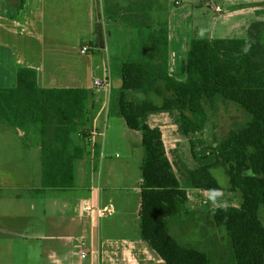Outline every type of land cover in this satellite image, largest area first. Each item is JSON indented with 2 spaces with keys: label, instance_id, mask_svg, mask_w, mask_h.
Wrapping results in <instances>:
<instances>
[{
  "label": "trees",
  "instance_id": "obj_1",
  "mask_svg": "<svg viewBox=\"0 0 264 264\" xmlns=\"http://www.w3.org/2000/svg\"><path fill=\"white\" fill-rule=\"evenodd\" d=\"M263 32L264 22H257L246 37L192 39L185 81L169 72L167 22L139 29L130 43L129 59L120 68L123 85L111 96L110 112L142 135V236L163 264H216L207 252L181 244L166 228L168 219L186 213L189 191L199 199L207 192H223L212 174L215 168L225 170L234 197L233 204H213L212 224L226 230L236 264H264L259 214L264 206ZM221 102L239 105L252 120L209 145L202 137L208 111L217 112ZM95 108L86 89L40 88L33 68L18 70L15 88L0 89V126L40 136L42 186L35 193L75 188L76 163L99 154L89 141ZM160 114L169 115L179 134L189 139L193 167L169 158L161 128L149 122Z\"/></svg>",
  "mask_w": 264,
  "mask_h": 264
},
{
  "label": "crops",
  "instance_id": "obj_2",
  "mask_svg": "<svg viewBox=\"0 0 264 264\" xmlns=\"http://www.w3.org/2000/svg\"><path fill=\"white\" fill-rule=\"evenodd\" d=\"M21 1L0 0V89L15 88L21 68L37 71L40 88L86 89L96 101L91 133L99 154L76 163L74 189L37 194L42 186L40 136L13 129L16 137L31 141L33 146L23 152L33 159L39 174L31 178L29 172V182L11 195L10 185L0 174V233L15 237L11 247L16 256L20 251L26 255L24 264H145L144 259L163 264L142 236V135L110 112L111 96L122 88L120 68L129 59L130 41L136 32L144 27L159 28L166 22L170 75L178 81L187 79L190 41L196 38L195 33L200 35V23L195 21L198 1L84 0L87 15L95 16L97 23L87 27L93 38L82 45L94 44L96 50L102 47L104 51L102 59L95 60L97 66L87 86L78 84L77 71L60 66L73 52H63L60 45L63 54L47 48V15L61 9L60 0H23V7ZM233 9L239 10L226 14L206 39L246 37L252 23L264 22L256 14L261 9L246 11L248 3L233 5ZM220 32L223 34L217 35ZM99 72L103 77L97 76ZM95 79H107L110 88L95 92ZM160 128L169 158L189 164L182 152H187L183 136H172L170 131L167 140V131ZM87 204L95 210L88 211ZM108 209L111 216L101 214ZM76 254L78 263L71 259Z\"/></svg>",
  "mask_w": 264,
  "mask_h": 264
},
{
  "label": "rangeland",
  "instance_id": "obj_3",
  "mask_svg": "<svg viewBox=\"0 0 264 264\" xmlns=\"http://www.w3.org/2000/svg\"><path fill=\"white\" fill-rule=\"evenodd\" d=\"M197 1L199 6L195 8V21L198 20L200 23V33H198L200 35L195 33L196 38L206 39L209 37L211 29L214 26L216 27V24L221 22L226 14L239 10L233 9V5L244 6L248 3L246 11L261 9L256 14L264 12V0H203V6H201V0ZM60 6L61 9H54L56 10L54 14L49 13L47 15V48L60 53H62L61 50L68 53L73 52L74 54L71 55L70 59L61 60L62 64L60 66H67L74 73L77 71L78 84L87 86L93 76V68L97 66L96 61L104 56L102 47L96 50L95 45L90 43L86 45H91L93 47L92 50L86 55L81 54V50L85 46L82 43L93 38L87 27H94L97 23V18L95 16L91 18L87 15L86 9L89 8L84 3V0H60ZM217 6L222 9L218 15L215 13L216 11L214 12ZM259 16L264 20V14H259ZM217 27L222 28L220 24ZM220 34L223 33H217V35ZM126 35L128 36V34ZM234 37L230 39H234ZM59 45L62 46L61 50L58 49ZM48 65L52 66L51 62ZM97 76L103 77L100 72ZM139 97L143 98L141 95ZM208 114L209 123L202 137L209 145L220 143L231 131L244 127L252 120V116L245 109L233 102H221L218 105L217 112L208 111ZM149 122L153 126L163 127L167 131V140L170 131L172 136L181 137L178 128L176 126L172 128L174 125L173 121L167 114L154 115L150 117ZM0 129L5 131L3 133L0 130V174H3L2 178L10 185L9 194L11 195L17 192V187L29 182V172L31 178H37L39 173L37 168H35L33 159L28 158L23 152L27 149V146H33L31 141L26 138L16 137L12 128L0 126ZM181 138L182 143L184 142L183 144H185L184 148H187V152L182 150L184 159L189 163L190 167H193L194 162L189 153V142L184 140V136ZM27 167L30 171L27 170ZM212 174L223 188V192L217 194L207 192L203 194L204 198L199 199L196 197V192L189 191L186 213H183L177 219H168L166 228L181 244L207 252L214 263L236 264L232 244L226 230L212 224V219L209 216L210 208L213 204L214 206L218 204H233L234 196L230 192L229 177L223 168L213 169ZM236 199L241 201V195H236ZM7 206H10V204L8 203ZM259 214L264 223V206L260 207ZM14 240L15 237L0 233V264L25 263L23 262L26 259L25 254L21 251L18 256L14 254L11 247ZM71 259L75 263L80 261L78 254ZM143 262L145 264H158L155 260L144 259Z\"/></svg>",
  "mask_w": 264,
  "mask_h": 264
},
{
  "label": "built area",
  "instance_id": "obj_4",
  "mask_svg": "<svg viewBox=\"0 0 264 264\" xmlns=\"http://www.w3.org/2000/svg\"><path fill=\"white\" fill-rule=\"evenodd\" d=\"M215 11H216L217 14H219V13L222 11V9H221L219 6H217V7L215 8ZM92 48H93V47H92L91 45H85V46L82 48V50H81V54H83V55L88 54V53L92 50ZM92 86H93V90H94L95 92L100 93V92H101L102 90H104L105 88H110L111 83H110L107 79H95V80L93 81ZM92 134H93V133H91L90 136H89V141H90V142L92 141ZM86 209H87L88 211L95 210V209H93V206H92L91 204H87ZM111 213H112V211L109 210V209H108V210H105V211H103V212H101V214L104 215V216H111ZM84 254H85V253H83V257L86 256V255H84Z\"/></svg>",
  "mask_w": 264,
  "mask_h": 264
}]
</instances>
